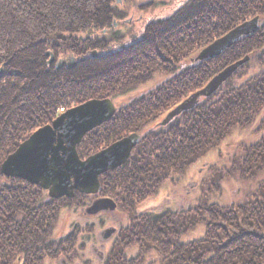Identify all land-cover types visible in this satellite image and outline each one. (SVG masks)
Segmentation results:
<instances>
[{
  "label": "trees",
  "instance_id": "trees-1",
  "mask_svg": "<svg viewBox=\"0 0 264 264\" xmlns=\"http://www.w3.org/2000/svg\"><path fill=\"white\" fill-rule=\"evenodd\" d=\"M111 1L115 0H0V165L31 133L50 124L60 107L69 109L88 99L115 100L107 91L111 84L118 85V77L106 76L104 67L92 72L94 77L81 74L84 81L79 86L85 92L80 95V89L74 97L69 93L78 91L76 83L72 90H66L58 78H41L34 84L25 73L34 62L40 71L46 69L47 50L67 48L84 35L99 40L110 34L108 29L117 17ZM223 1L222 21L214 13L186 25L189 29L184 33H197L198 40L209 44L213 36L243 21L259 17L262 24L256 34L209 62L206 80L196 83L194 77L191 84L187 82L188 92L202 88L245 56L249 62L213 96L165 128H157L160 117L181 100L159 101L166 105L164 109L141 111L135 118H122L123 110L118 111L77 147L78 156L85 159L130 133L142 136L129 158L130 167L125 165L127 171L118 174L110 187L106 174L100 178L99 196L112 199L125 217L104 264H264V0ZM208 2L190 0L182 13L192 15ZM168 45L167 50L175 48ZM139 72L130 70L126 75L135 78ZM151 114L154 118H147ZM238 136L251 141L233 147ZM213 157L198 186L199 197L187 209L137 214L142 200L134 196L140 187L177 186L189 169ZM229 184L237 186L235 201L221 205ZM89 201L77 193L72 199L51 200L39 187L0 173V264H15L18 259L24 264H45L59 257L70 263L82 261L78 225L60 239L54 229L62 210L82 208ZM89 228L88 224L83 228L86 234Z\"/></svg>",
  "mask_w": 264,
  "mask_h": 264
},
{
  "label": "flooded vegetation",
  "instance_id": "flooded-vegetation-1",
  "mask_svg": "<svg viewBox=\"0 0 264 264\" xmlns=\"http://www.w3.org/2000/svg\"><path fill=\"white\" fill-rule=\"evenodd\" d=\"M189 1L190 0L176 2L172 1V3L169 5V10L167 12L169 14L167 16L159 18L154 14L152 19L150 18L145 22L142 17L139 16L136 18L134 16L135 13H144V10H141V8H145L142 7V4L141 7L136 4L135 7L130 8L129 5L132 3L129 1H111L109 2V5L112 8L111 11L115 12L117 17L112 20L111 27L108 29L110 34L99 40L91 37L89 38L84 35L83 38L80 37L79 39L77 38L70 41L68 44L69 47L67 48L58 47L57 50H47L43 55V60L45 61L44 67L46 68V71H48L50 68H53L55 72L61 74V77L58 79L63 83V86H66V90H72L74 83H76L77 87L75 88L79 89L76 92L69 93L72 97L77 95L80 92V89H82L80 95H83V92H85V89L79 86L80 81L81 83L84 81L80 80L81 74L85 75L88 73L91 77H94V75L91 73L95 72L99 67H104L106 76L110 77L111 79L118 77V85L114 86L111 84L107 92L115 96L113 103L117 112H121L123 110L121 113L119 112V116L122 118H135L138 117L135 115L136 113L141 114V111L148 112L150 109L158 108V106H160L161 109H164L166 105L163 103H158L159 101H182L193 93L188 92L189 87L187 82L191 84V81L194 77L196 83L198 82V79L201 81L206 80L207 66L209 65V62L211 63L212 61L219 59L221 56L220 55L213 59L199 60L198 56L200 52L214 40L219 39L224 35L221 34L217 38L213 36V41L207 44L205 39L202 41L198 40L199 35L197 33L194 35H192L190 31L184 33V31L189 29L187 26H185L183 29L176 30L175 28L177 24L179 22L185 21L191 15L189 11L185 12V15L182 13L184 10L183 7H185L186 3ZM158 4L164 5L165 3L161 2ZM153 10V8H150L148 10L149 14H151ZM160 11L161 10H159L158 14ZM217 19L222 21L221 16H217L216 20ZM162 23H166L167 25L162 27ZM167 28L172 31H161L162 29L165 30ZM154 29L158 30V32H153ZM103 34H105V31H103ZM167 34H170V38H165L168 36ZM217 34L219 35L220 31H218ZM175 36H179V38ZM192 36L194 39H192ZM145 42L148 43L149 46L135 54H130V51L135 48V46L141 45ZM168 44H171L175 48L167 50L169 49L166 48L169 46ZM121 55H123L125 59L110 61V59L114 57H121ZM88 61L105 63L99 67H85L83 64ZM135 69L136 71H141L135 76V78H131L126 75L130 70ZM90 80H88V83ZM184 95H186V97H183ZM75 98L72 100H76ZM153 102H157V104H153ZM176 105H174L169 111H171ZM168 112H165V114L160 117L159 123H161V121L166 117ZM147 118L152 119L154 116L152 114L147 115ZM176 119H174L172 122H174ZM172 122H170L168 125H170ZM112 124L114 125V123ZM112 124L110 125V128L113 127ZM116 141H118V139L112 143H115ZM109 145H111V143ZM125 165L130 167L129 162L127 161L121 167L110 170L106 173L107 187H110L109 184L115 180V177L118 174L123 175V172L127 171L128 168H126ZM188 179L189 172L187 173L183 184L178 185L177 187L187 190V185L189 190L192 191L195 184L190 185V183H188ZM161 187L162 186L158 187L157 185H153L151 188L150 186H145V189L140 187V192L137 190L134 199H141V202H145L148 198L152 197L149 200L153 201L156 199L159 192H161ZM177 192L178 191H175L174 195L177 194ZM167 196L168 195L165 194L164 200H166ZM159 204L155 205L159 206ZM155 205L152 207L154 209L148 208L146 210L140 209V206L136 207V212L137 214H160V212L163 213L171 211L170 205L168 203H164V201H162L159 207ZM189 205H186L184 209H187ZM76 228L74 227V230ZM90 228L92 229L93 225ZM115 228H117V232L110 240H108V250H110V247L112 246L114 239L118 236V232L120 230L118 224ZM95 244V239L90 241L89 248H91L92 254L98 258V262L103 264L109 251L107 253L105 252V254L100 253L95 249ZM103 247L104 246L101 245L100 249H103ZM53 262L54 261L52 260H45V264H52ZM15 264L24 263L22 260L18 259ZM59 264H70V262L68 260L66 261L61 259Z\"/></svg>",
  "mask_w": 264,
  "mask_h": 264
},
{
  "label": "water",
  "instance_id": "water-1",
  "mask_svg": "<svg viewBox=\"0 0 264 264\" xmlns=\"http://www.w3.org/2000/svg\"><path fill=\"white\" fill-rule=\"evenodd\" d=\"M258 31V18L236 26L222 38L214 41L198 56L199 60L212 59L224 50L237 44L240 39ZM249 61L245 56L226 66L199 91L190 95L176 106L160 124L164 127L184 112L193 110L203 99L210 98L226 83L238 69ZM1 72V70H0ZM110 100H89L58 116L51 125L44 126L21 143L2 162L0 173L8 178H19L48 191L52 199L73 198L74 193L96 194L100 190L99 176L125 163L132 149L138 144L139 136L131 134L97 154L81 161L76 147L83 137L107 122L114 115ZM115 203L110 199H98L86 209V214L97 215L102 211L113 212ZM115 232L109 228L102 232L108 240Z\"/></svg>",
  "mask_w": 264,
  "mask_h": 264
},
{
  "label": "rangeland",
  "instance_id": "rangeland-1",
  "mask_svg": "<svg viewBox=\"0 0 264 264\" xmlns=\"http://www.w3.org/2000/svg\"><path fill=\"white\" fill-rule=\"evenodd\" d=\"M118 1H121V0H118ZM126 1H129L130 3H132L129 5L130 8L135 7L136 4L140 7L142 5H143L142 7H145L143 9L141 8V10H144V13L134 14L136 18L139 16L142 17L145 22V21H148L150 18L152 19L154 14L155 16H158L159 18L167 16L169 14L167 13L169 10V5L172 3V1L176 2V1H183V0H126ZM161 2H164L165 4L164 5L158 4ZM150 8L154 9L151 14H149L148 12ZM159 10L161 11L158 14ZM250 141H251L250 138L238 136L236 140L234 141L233 147L237 145L238 143L250 142ZM214 159L215 158L213 157L212 159H209L208 162L206 163L201 162L198 165H196L194 168L189 169V171L185 173L183 180H181L178 185L183 184V181L185 180L186 175L189 172L188 183H190V185H194V184L196 185V186L195 185L193 186L194 189L192 191L189 190L187 185H186L187 190L177 187L178 185L177 186H172L168 184L163 185L161 187L162 188L161 192H159L158 194L159 198L157 196L156 199H154L153 201H150L149 199L152 198L150 197L147 199L148 201L146 200L147 202L143 201L141 202L142 204L139 203L137 207L140 206L139 207L140 209L146 210L148 208L149 209L152 208L153 205L159 204L160 202L162 203V201H164V203H168L170 205L171 211H178L180 208L184 209L186 205H189L192 202L194 203L197 197H199L200 189L198 188V186L200 184V181L202 180V177L204 176L203 174H205L206 172V165L213 163ZM175 191H178V192L177 194L174 195ZM236 192H237L236 185H230V184L226 185L225 193L223 194L222 201L219 203L221 205H230L231 203L235 201ZM165 194L168 195L166 197V200H164ZM177 195H178V198H177ZM87 197L88 199H90V201L85 202V205L82 208L71 207V208L62 210L60 219L59 221H57L55 225L54 236L57 237L58 239L68 235L72 231V229H74L75 225H78L77 226L79 227L78 229H81V234L79 237L80 252H78V254L80 253L83 258H82V261L77 259L76 261L70 264H91V262L92 264H100V262H98V258L92 254V250L91 248H89L90 241L95 239L96 241V244L94 246L95 249L100 253H104V254L105 252L107 253L109 251L107 249L109 246L108 244L109 241L101 242L99 233L103 232L104 230L108 228L116 227L117 224L118 225L123 224L125 221V217L123 216V214L118 211L114 213H109V214H107V212L102 211L96 216H92V215L90 216L86 214L85 212L86 209L90 207V205L94 201L100 199L99 198L100 196L98 194L94 196H87ZM155 206L159 207L158 205H155ZM100 218L103 219V222H104L102 227L100 226V223H99ZM86 223L89 225V227L93 225L92 229L89 228L88 234H86L87 232H85V230L83 229L87 225ZM101 245L104 246L103 249H100ZM61 259H62L61 257L57 258L56 261L54 260L52 264H59L61 262Z\"/></svg>",
  "mask_w": 264,
  "mask_h": 264
},
{
  "label": "bare ground",
  "instance_id": "bare-ground-1",
  "mask_svg": "<svg viewBox=\"0 0 264 264\" xmlns=\"http://www.w3.org/2000/svg\"><path fill=\"white\" fill-rule=\"evenodd\" d=\"M224 1L223 0H209L207 6H205L203 9H200L198 11H196L195 13H193L192 15H190L185 21L183 22H179L176 26V30H180L183 29L186 25L192 23V21L194 20H198V22H200L201 19H206L207 16H210L214 13H219L220 16L223 18L224 13L220 10V7L224 5ZM220 10V11H219ZM147 46H149L148 43H143L141 45H137L135 48H133L130 51V54H135L137 52H139L140 50L146 48ZM118 59H125V57L123 55H121V57H114L112 59H110V61H114V60H118ZM105 62H94L92 66H102ZM33 68L37 70V72L33 73ZM25 73L28 75V80L32 81V83H36L38 79H47L48 81L52 80V78H60L61 74L55 72V70L53 68H50L48 71H46V69H43V71H40V69L38 68V65L36 64V62L34 63H29L27 65V67L25 68Z\"/></svg>",
  "mask_w": 264,
  "mask_h": 264
}]
</instances>
